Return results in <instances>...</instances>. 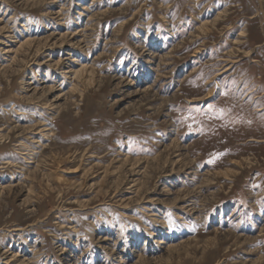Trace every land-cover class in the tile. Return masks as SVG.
<instances>
[{
    "label": "rangeland",
    "instance_id": "rangeland-1",
    "mask_svg": "<svg viewBox=\"0 0 264 264\" xmlns=\"http://www.w3.org/2000/svg\"><path fill=\"white\" fill-rule=\"evenodd\" d=\"M0 264H264V0H0Z\"/></svg>",
    "mask_w": 264,
    "mask_h": 264
},
{
    "label": "bare ground",
    "instance_id": "bare-ground-1",
    "mask_svg": "<svg viewBox=\"0 0 264 264\" xmlns=\"http://www.w3.org/2000/svg\"><path fill=\"white\" fill-rule=\"evenodd\" d=\"M204 26V25H203ZM208 26V25H207ZM205 27V26H204ZM208 28V27H207ZM205 29V28H204ZM28 44H30L28 41H27V43H25V45H28ZM29 46V45H28ZM83 72V71H82ZM77 74H79L78 72L76 73V76H77ZM79 77V76H78ZM48 129V128H47ZM26 147V146H25ZM29 147V146H28ZM8 165V164H7ZM257 168V167H256ZM160 243H163V242H160ZM165 243V242H164Z\"/></svg>",
    "mask_w": 264,
    "mask_h": 264
}]
</instances>
